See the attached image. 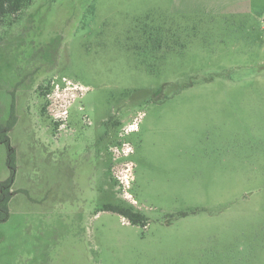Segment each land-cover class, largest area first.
I'll return each mask as SVG.
<instances>
[{
    "label": "rangeland",
    "instance_id": "obj_1",
    "mask_svg": "<svg viewBox=\"0 0 264 264\" xmlns=\"http://www.w3.org/2000/svg\"><path fill=\"white\" fill-rule=\"evenodd\" d=\"M0 126V264H264V0H33Z\"/></svg>",
    "mask_w": 264,
    "mask_h": 264
},
{
    "label": "trees",
    "instance_id": "obj_2",
    "mask_svg": "<svg viewBox=\"0 0 264 264\" xmlns=\"http://www.w3.org/2000/svg\"><path fill=\"white\" fill-rule=\"evenodd\" d=\"M33 0H0V25L7 17H12L13 20L19 17V14L32 3ZM46 94V93H44ZM11 127L7 125V128ZM0 141L6 145L7 148V165L10 168L9 177L0 184V219L5 218L8 212V202L10 200L9 189L14 179V154L8 141L5 131L0 126ZM103 209L121 214L126 217L131 224L146 225L144 215L138 211H134L131 207L122 206L119 204H104Z\"/></svg>",
    "mask_w": 264,
    "mask_h": 264
},
{
    "label": "built area",
    "instance_id": "obj_3",
    "mask_svg": "<svg viewBox=\"0 0 264 264\" xmlns=\"http://www.w3.org/2000/svg\"><path fill=\"white\" fill-rule=\"evenodd\" d=\"M61 80L64 82V87H63V89L65 90H68V89H70L71 87H70V82L65 78V77H62L61 78ZM56 86H57V91H56V94H58L59 93V89L60 88H58V84H56ZM59 90V91H58ZM62 90V89H61ZM63 105V104H62ZM60 115H67V109H62L61 111H60V114H56V118H60ZM130 126V129H133V125H129ZM128 131V130H127ZM124 145H125V149H126V151H127V154L126 155H128V153H129V150H130V146L127 144V143H124ZM123 152H124V149H123ZM117 180H118V183H119V187H121V189L123 190V192H124V194H126V196H127V188L129 187V184H128V177H127V175L126 174H122V175H117Z\"/></svg>",
    "mask_w": 264,
    "mask_h": 264
}]
</instances>
